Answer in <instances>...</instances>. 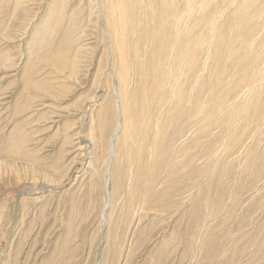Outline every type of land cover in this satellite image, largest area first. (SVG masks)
I'll return each instance as SVG.
<instances>
[{"label":"bare ground","instance_id":"bare-ground-1","mask_svg":"<svg viewBox=\"0 0 264 264\" xmlns=\"http://www.w3.org/2000/svg\"><path fill=\"white\" fill-rule=\"evenodd\" d=\"M9 1H11L12 4L14 2V4L6 7L8 4L4 5L2 4L3 0H0V35L2 38L6 39L11 38V29L14 26L19 28L24 27L25 19L23 18L22 13L25 11L24 5L27 3L25 0H8L7 2ZM59 1L60 0H58L57 5ZM96 2H98V9L96 13H99V17H103L104 19L106 24L105 36H107L106 38L108 39L107 41L110 45L109 50H106L109 51V53H107L108 57L106 56L104 58L106 59L104 67H109V71L105 73L106 77L104 80L100 77L96 80L94 79V84L96 86L101 85V90L103 93L101 95L95 94L94 96L93 92L88 91L84 98H81L82 100H80L84 104L87 102V107L89 106L88 110L90 111V116L87 117V123H83L85 126L83 128L84 135H82L85 139V143H87L85 146V157H87L84 168L81 169L80 166H77L75 169L70 170L68 168L61 170L62 166H59V164L57 165L56 162H53L51 165L54 166V169L56 167L57 168L55 170L53 169L54 173L50 175L43 172V170L38 167V162H33L28 166L26 165V172L29 174L28 176L32 178L33 182H38L40 179V181L51 184L52 186H56L57 188L63 186L66 183V180L70 181L69 184H71L73 181L79 182V180H81L83 184L82 188L87 187L85 190H82L81 187H78L75 197H72L73 195L71 196V194L68 193L72 197L69 199L71 204L68 206L78 213H83L82 216L87 214L91 215L94 211H96L100 215L102 220L101 222H103V220L107 221V247L106 249L104 248L105 250L102 258L103 264H120L119 262H121L120 260L123 254L124 244L127 241V237L132 225L135 226L138 222L142 223L143 221H146L145 225L143 223V226L141 228L139 227L140 236H143L144 234L146 235L149 232L152 233L155 230L153 227L155 220L158 219L157 221L159 224H162L167 218L171 219L172 216L170 217V215L174 214L175 212L177 214L183 212L185 213L187 208H184L185 200L183 196L190 192V197L193 196V198L191 203L192 205L190 204L191 207L189 208L190 212H188V215H190L191 219L193 220L192 224H196V231L190 238L191 246L189 244V252L193 257L194 255H199V257H201L200 254L206 252L207 254L204 255H206V257L209 256L210 258L208 262L214 264L213 260L222 256L224 251L222 247V252L218 253L221 249H218L217 246L213 245V237L216 236L217 233L215 235L213 234L214 230L211 229L212 227H210L209 223L212 221L214 223V219H217L219 216L224 218L226 217L228 222L238 219L236 211L241 201L239 198L233 197L232 199L233 194H231L230 191L234 187L241 189L239 191L245 190L248 182L244 181L242 178L247 172H252L255 174V178H259L264 174V162L262 161V159H264V149L262 152H259L257 145L248 148L245 156L242 154L244 156L242 160L238 161L234 165L229 164L226 157V162H224L223 157L219 158L217 156L219 151L216 152V149L213 150L214 145L212 147L211 144V151L200 155L199 153L196 154L194 151L193 155L191 154L190 159H187L188 161L179 162L181 159H183L180 157L187 153V151L183 147H180L181 145H179L178 149L175 148V143L182 138V134L184 132L182 122L180 121L184 117L185 113H187L185 112L186 106L188 108L191 106L192 111L195 110V115L197 118L196 123L199 127L196 129L199 132L194 135L195 138L193 139V142H196L195 144L199 143L201 147L202 145L200 143L203 141L202 138L205 136V134H207L208 129L214 125L223 127V133L221 137H223L224 143L229 144V150L227 151L229 153L232 152L233 147H235L239 142L240 134L238 129H240L242 132H246L252 125L258 126L261 123H263L262 126L264 127V107L261 102L264 90L259 89L255 92V94H252L254 96L252 97L253 99L251 101L245 102L243 100L244 103H240L239 105L238 103L240 101L236 103L237 105H234L233 103V106H231L229 109H226L227 112L223 115L222 113L225 112L223 105L224 103H217L214 95L211 96L209 102L203 101L201 94L203 95L202 90L204 91V89H202V84L198 85L199 79L201 78V75L198 74V70L200 68L199 58L204 54L206 47L212 48L211 55L213 54L214 47L212 41L215 42L216 39H219V44L223 42V37L220 36V32L223 28L224 30H228L225 23L229 19L231 20V24L229 26L232 31L236 33L235 36L237 40L235 41H241L239 43H241L240 47L242 49L236 48L239 44L236 45V49L231 47V45L227 46L229 44L225 45L224 49H218V47H216L218 50L215 51L213 55V63L216 65L215 67H219L220 65L219 62L222 60L221 54L228 53L225 55V57L229 61H234L233 63H230L233 66L235 75H244L242 80L237 81V86H247L249 88V85L251 84L257 85V83H260V81L262 82L264 78V70L259 68L261 58L258 56L259 54L256 57L253 52H255L258 46H261L258 48H264V0H98ZM91 7L92 6H90V8ZM257 9L259 11H257ZM231 10L233 12L232 14H230ZM252 10H254L255 13H251ZM59 13V11L55 10L54 14L58 15V17L53 19L54 25L49 26L48 28L44 27L39 29V26H35L37 31L32 30V32H38V35L36 37L32 35L33 37H31V43L29 44V52L30 54H33L34 52V55L35 53L38 54L36 55L35 59L31 58L27 62V66L24 71V76L26 75V77H24L22 81V87L15 94L16 109L14 114L18 117L22 112H24L25 109L30 108L31 110V108H36L33 105L37 103V98L40 97L38 93H44V95L47 94L49 97H54L52 89L56 88L58 85H61L59 82H57L58 75L64 74V80H77L82 69L83 65H80L83 63V61H81V55H79L80 52L74 53V51V54L72 53L74 47V50L76 47L81 49L80 45L76 46L78 41L77 37V39H75L73 36L75 39L73 43L72 36H66V39L63 40L59 46H54L55 43H52L54 42V37L52 36L51 39H48L44 33H46L48 30L50 31L51 29L54 31V28L60 30V22L66 21L68 24L66 27V32L75 34L76 36L78 35L76 33H81L79 32L78 27L83 26L86 20H75L77 17H74V15L64 16ZM50 15L51 14L46 15V19L48 20H46L44 23L47 24L48 21H51L49 18ZM78 15H81V13L75 12V16ZM210 24L211 27H208ZM42 25L44 26V24ZM83 28H81V31ZM64 29L65 28H63V30ZM22 31L24 30H21V32ZM235 33H233V35ZM259 35L260 38L255 39ZM209 37L210 41L208 40ZM44 39H48L46 40V42H48L42 46L41 41ZM229 40L231 41V39ZM99 43H101V40ZM34 44L38 47L40 46V50L38 52L37 47L35 48V51H33V47H35ZM230 44L232 43L230 42ZM103 47L104 45L102 48ZM102 48L100 46V51ZM105 48L106 47H104V49ZM243 48L245 51H243ZM100 51H98L99 54L102 53ZM207 51L209 52L208 49ZM5 54V52H0V62L2 63H4L3 60L6 57ZM108 59H112L110 63L108 62ZM96 60H98L96 63L100 61L99 58ZM250 60H252V64L250 65H255V69L251 71V74H243V72L246 70V67L243 65H246V63H248ZM208 67H210L209 64ZM208 67L207 69H211V67ZM100 68L102 67L99 66V69ZM93 71H95V69H93ZM103 73H101V77L104 76ZM211 76L212 79L217 78L219 85H222V77L220 78L219 73L216 72L215 75L211 74ZM230 81L231 79H229V82ZM196 85L197 87H195ZM254 87L251 86L250 88ZM243 89L244 88H242V90ZM208 90L210 92V88ZM213 94H215V92ZM216 96L221 97V95ZM84 104H82V107ZM189 113L190 111L188 114ZM219 114H222L221 118ZM187 117H189V115ZM191 117L192 116H190V118ZM205 119L208 120V123L206 122L207 124L203 121ZM186 122L188 123V121ZM238 124L240 126L239 128ZM22 128L24 127L21 126L19 130ZM16 137L18 138V135ZM254 138L255 137L253 136L252 140ZM200 140L202 141L200 142ZM212 141L214 142L215 139L211 140V142ZM67 142L68 141L64 143ZM205 142L203 143L206 145ZM211 142H209L208 139V143ZM208 143L206 145L207 147L210 145ZM219 143H221V141ZM64 145L66 146L67 144ZM199 145L197 147L200 148ZM16 146L17 145L12 144L6 148L5 154L9 156L16 154L14 151ZM209 148L206 150H210ZM64 151H58V153L55 154V160H57V162L58 160H63L65 153ZM224 151L222 152L221 150L222 153H224ZM242 155H240V157H242ZM204 157L207 158V160H205L206 158L204 159V161H207L206 163L202 164L204 162L203 161L201 162V165L198 164L199 167H196L197 169L191 168L192 166L194 167V165L196 166L197 162L202 160ZM222 161L224 163H222ZM3 165L6 167L8 164L6 165V163H3ZM8 166L14 167L13 164ZM221 166H224L225 168L223 167L224 169L222 170ZM217 168H221L220 170L224 171V173L221 172L224 174L222 175L223 177H231L233 172V180L230 178L233 183H230L228 179L226 181H220L221 179L219 180V178L217 179L215 174L216 172L218 173ZM6 169L8 168H5L4 170ZM204 177H208V180H210L211 183H202L201 180ZM78 182L77 184H79ZM188 182L190 184H188ZM216 182L218 185V193L214 200L215 202L213 200V202H211L209 199V193L211 194L212 191L210 192V189L212 190V187L213 185H216ZM249 185L251 184L249 183ZM232 186L234 187L231 189ZM32 190H36L35 186ZM56 190L54 191L56 192ZM227 190H230L229 192L231 196L227 194ZM82 193L83 196H85V201H83V196H80ZM68 194L66 195L68 196ZM188 197L185 198L186 201ZM229 200H233L231 206H228V204H230L228 203ZM78 201H83L86 203V205H84L85 207L79 204ZM22 202L26 203L25 201ZM33 202L32 204L34 205ZM49 212L51 213L52 211ZM39 217L40 216H38V218ZM45 219L46 218H44V220ZM76 222H78L77 219ZM67 224L69 225L68 228H70L71 226H74L75 223L73 220H70ZM184 227L186 226L184 225ZM70 230L72 229H69V232ZM69 232L66 237L67 239L66 245H64V250L76 247V242L74 241L76 237H74L73 234H70L71 232ZM72 233H74L73 230ZM132 233L134 234V232ZM183 234L186 233L184 232ZM184 236L182 235L180 237L183 238ZM177 238L178 236L176 235L167 236L166 233H164L161 239H155L158 241L156 243V249H159L158 255L153 253L154 264L167 263L170 255L168 247L172 243H175ZM186 242L187 239L185 243ZM181 244L182 243L177 244L176 247H179ZM220 247L221 246H219V248ZM78 250L79 249L76 250L75 254L78 253ZM127 252H129V250ZM228 255L230 256V254H227V256ZM47 257H49V255ZM183 257H185V255ZM51 258L53 259L54 257L52 256ZM193 259L196 260V257ZM70 260L71 259H69V261ZM224 261L227 263L225 258ZM229 263L231 264V262ZM51 264L60 263H56L55 258Z\"/></svg>","mask_w":264,"mask_h":264},{"label":"rangeland","instance_id":"rangeland-1","mask_svg":"<svg viewBox=\"0 0 264 264\" xmlns=\"http://www.w3.org/2000/svg\"><path fill=\"white\" fill-rule=\"evenodd\" d=\"M7 1L8 0H3V3H2L4 5L8 4L6 7L14 4V2L12 4L11 1L9 2ZM25 1L27 3H25L24 5L25 11H23L22 13L23 18L25 19L24 27L19 28V27L14 26L11 29V32H12L11 38H7V39L2 38V36L0 35V52L6 53L5 54L6 57L3 60L5 65L4 63L0 62V168H2L3 163H6V165L13 164L14 166V167H11L7 165L8 167L7 166L5 167V165H3V168L0 169V239H1L0 240V253H1L0 254V264H42V263L49 264V260L52 259L51 258L52 256L54 257L53 259L56 258V263L59 262L60 264H103L102 258L104 255V250L107 247V242H106L107 241L106 236H108V234H106L108 232V226H107L108 223H106L107 221L103 220V222H101L102 220L100 218V215L96 211H94L93 214L91 215L87 214L88 216L83 215L84 216L83 217L82 216L83 213L82 214L78 213L72 210L70 206H68L69 204H71L69 199H71L72 197H75L78 187H81L82 190L87 189V187L82 188L83 184L81 180H79V182L73 181L71 184H69L70 181L66 180V183L64 184L65 186L63 185V186H60L59 188H57L56 186H52L51 184L45 183L43 181H40V179L38 180V182L36 181L33 182L32 178L28 176L29 174L26 172L25 168L30 163L38 162L37 164L38 167H40L41 170H43V172L50 174V175L54 173L53 171L54 166L51 165V163L53 164V162H56L57 165L59 164V166H62L61 170L68 169V168L71 170V169L77 168V166H80L81 169L84 168V164L86 162V157H87V156L85 157L86 155L85 146L87 145V143H85V139L83 137L84 135L83 128L85 126V124L83 125V123H87V120H88L87 117L90 116V113H89L90 111L88 110L89 106L87 107V102L84 104L80 100L84 98L85 94L88 91L93 92L94 96L95 94L101 95L103 93V91L101 90V85L96 86L94 84V81L98 79L99 77L104 80L106 77L105 73L109 71L108 69L109 67H106V68L104 67L105 62H106V59L104 58L106 56L108 57L107 53H109V51H106V50H109V47H110L109 42L107 41L108 39L106 38L107 36H105L106 35L105 34L106 24L104 22L103 17H99L100 14L96 13L98 9V2L96 1L98 0H60L58 5H57L58 0H25ZM90 6L92 7L90 8ZM93 6H94V9L96 8L95 10L93 9ZM55 10L59 11L60 12L59 14L64 15V16L74 15V17L78 18V19L75 18V20H83V19L86 20L83 26H79L80 28L78 27L79 32L81 33H76L78 34L76 36L75 34L66 32L67 31L66 27L68 25L66 21L60 22L61 24L60 30H57L56 28H54V31L51 29L50 31L48 30L46 33H44V35L46 34L45 36H47L46 38L48 39L49 38L51 39L52 36L54 37L53 38L54 42H52L53 44L55 43L54 46H59L62 43V41L66 39V36L67 37L69 35L72 36V42L78 38L79 42L77 41L76 46L80 45L81 49H78L76 47V49L74 50L75 48L74 47L72 50V53L74 51H75L74 53L80 52L79 55H81V61H83V63L80 65V66L83 65L82 69L80 71V74L78 75L77 80H68V79L64 80V74H60V75L55 74V75H58L57 82H59V84L61 85H58L56 88L52 89L54 97H49V95L48 96L47 94L44 95V93H38L40 97L37 98V103L33 105L36 108L34 109L31 108V110L30 108L25 109L24 112H22L21 115L18 117L14 114V111L16 109L15 94L22 87V81L24 77H26V75L24 76V71L26 69L27 62L31 58L35 59L36 55L38 54V53H35L34 55V52L33 54H30L29 52V44L31 43V39H32L31 37L33 36L36 37L38 35V32H34V31L32 32V30L37 31V28H35V26L36 27L39 26L38 27L39 29V28H44V27L48 28L49 26L54 25L53 19L55 17H58V15L54 14ZM257 11L259 10L257 9ZM75 12L81 13V15L75 16ZM232 13L233 12L231 10L230 14ZM251 13H255L254 10H252ZM48 14H51L49 17L51 21H48V23L46 24L44 22L48 20L46 19V15ZM230 18H231V15H230ZM42 24H44V26ZM225 24L228 30H224L223 28L222 31L220 32V36L223 37V42L219 44L218 43L219 39H216L215 42L212 41V44L214 47L212 55H211L212 48L206 47L205 52L203 54L205 56L202 55L203 58L202 56H200L199 58L200 68L198 70V74L201 75L198 85L202 84V87H203L202 89H204V91L202 90V93L204 96L201 94L202 100L209 102L211 99V96L214 95V98L217 101V103H224L223 105H224L225 112L222 113L223 115L227 112L226 109H229L231 106H233V103L235 105L236 103L240 101L238 103L239 105L240 103L241 104L244 103V101L245 102L251 101L253 99L252 97L254 96L252 94H255V92L258 91L259 89L264 90V78L262 82L260 81V83H257V85L256 84L249 85V88L247 86H243V87L237 86L236 84L237 81L242 80V77L244 75H235L233 66L231 64L234 61L233 60L229 61L225 57V55L228 53L221 54L222 60H220L219 62L220 65L219 67H215L216 65L213 63V55L215 51H217L220 48L224 49V46L227 44H229L227 46L231 45V47H233L234 49L236 48L242 49L240 47L241 43H239L241 41H238V42L235 41L237 40L235 36L236 33L233 32L229 26L231 24V20L229 19ZM208 27H211V24ZM63 28H65L66 30L65 29L63 30ZM81 28H83L82 31H81ZM21 30H24V31L21 32ZM233 33L235 34L233 35ZM73 36L75 39L73 38ZM259 38H260V35L257 36L255 39H259ZM48 39H44L43 41H41V45L44 46V44L48 42V41L46 42V40ZM229 39H231V41ZM100 40H101V43H99ZM208 40L210 41V37L208 38ZM230 42L232 44H230ZM107 44H108V47H107ZM98 45H100L101 48L104 45V47L106 48L104 49L103 47L100 51V46ZM236 45H238V47H236ZM36 47H37V52H38L40 50L39 48L40 46L38 47L37 45L33 47V51H35ZM216 47H218V49ZM258 47H261V46H258ZM258 47L255 50V52H253V54L256 57L259 54L258 56L261 58V62L259 63V68L261 70H264V65H263L264 64V56H263L264 48H258ZM207 49L209 50V52L207 51ZM98 51L102 53L99 54ZM243 51H245L244 48H243ZM96 55H97V58H96ZM98 58L100 59V61L96 63L98 61L96 59ZM111 60L112 59H108V62L110 63ZM251 61L252 60L246 63V65L245 64L243 65L244 67H246L245 68L246 70L243 72V74L245 73L251 74L252 73L251 71L255 69V65H250L252 64ZM102 63H103V66H102ZM203 63L206 66H204ZM225 63H227L228 65L230 64L231 65L228 66ZM208 64L211 67V69H207ZM99 66L102 67L100 68L101 70L99 69ZM93 69H95V71H93ZM97 70L99 71V73ZM216 72L219 73L220 78L222 77L221 78L222 85H219L217 78L212 79L211 74L215 75ZM101 73H103L104 75V76L102 75L103 77H101ZM206 76L209 78H207ZM89 79L93 81H90ZM229 79H231L230 81L231 84L229 82ZM209 83H210V87H209ZM260 84L263 86H261ZM226 85H227V88H226ZM254 85L255 87L257 86L256 87L257 90L255 89ZM251 86L254 88H250ZM195 87H197V85ZM208 87L210 88V92L208 90L209 89ZM242 88L244 89L242 90ZM240 90H241V94H240ZM214 92L215 94H213ZM206 94H207L208 100L206 98ZM216 95L218 96L221 95V97H217ZM233 97H235L236 99ZM261 99H262L261 102L264 107V103H263L264 93L262 94ZM81 103L84 104L83 105V107L85 106L84 108L82 107ZM227 105H230V106H227ZM190 107L191 106H189L188 108L186 106L185 112L187 113H185L184 117L180 121L182 122L183 129H184L182 138L179 139V141L175 143L176 144L175 148L178 149L179 145H181L180 147H183L187 151V153H185L183 156L180 157L183 159H181L180 161L178 160L179 162L188 161L187 159L188 158L190 159L191 154L193 155L194 151L196 154L199 153V155L211 151L212 149L210 147L211 144H212V147L214 145L213 150L216 149V152L219 151L217 153V156L219 158L223 157L224 162H226V159H227L228 160L227 162L229 164H234V165L238 161L242 160L248 148L257 145V147L259 148V152H262V150L264 149V139H263L264 138V131H263L264 127L262 126L263 123L259 124L258 125L259 127L257 125H252L246 132H242L240 129H238V132L240 134L239 142L236 144L235 147H233L232 152L230 153L227 152L229 150V147H228L229 144L224 143L223 137H221L223 133V129H222L223 127L217 126V125L211 126L208 129L207 134H205L204 136L205 139L203 137L202 138L203 141L200 140V142L202 141L200 143L202 147L199 145V143L197 144L200 146V148L197 147L198 145L195 144L196 142H193V139L195 138L194 135H196L199 132L196 129L198 127V124L196 123L197 118L195 115L196 114L195 110L192 111L191 110L192 107L191 108ZM189 111L190 113L188 114ZM187 114L189 115V117H187L188 116ZM222 114H219L220 118L222 117ZM190 116L192 117L190 118ZM186 121H188V123ZM203 121L204 123L206 122L208 123V120L206 119ZM188 124L191 125L192 127L189 126ZM203 124H202V127H203ZM21 126L24 128L19 130ZM239 127L240 126L238 124V128ZM17 135H18V138L16 137ZM253 136L255 138L252 140ZM189 137L192 139H190ZM208 139H209V142H211V140L213 139H215L216 142L212 141L211 143H208ZM65 140L68 141L69 143L68 142L64 143L66 142ZM220 141L221 143H219ZM203 142H205L206 145L207 143L210 145H208L207 147ZM12 144L17 145L16 148H14L15 149L14 151L16 152V154H14L13 156L6 155L5 154L6 148L11 146ZM64 144H67V145L65 146ZM260 145H263V146H260ZM208 148L210 150L207 151L206 149ZM79 149L82 151H80ZM221 150L222 152L225 150L224 153H222ZM58 151L65 152L63 160H58L59 163L57 162V160H55V154H57ZM234 155H237L238 157ZM240 155H242V157H240ZM205 158L206 157H204L202 160H199L197 162V165L196 166L194 165V167L192 166L191 168L197 169L199 167L198 164L201 165V162H203ZM205 160H207V158ZM40 161H43V162H40ZM262 161L264 162V159H262ZM206 162L207 161H204L202 164ZM224 162L222 161V163ZM221 167H222V170L225 168L224 166H221ZM5 168H8V169L4 170ZM220 169L221 168L219 169L217 168L218 173L220 171L219 174L217 172L215 173L217 176V179L218 178L219 180L221 179L220 181H223V180L226 181L228 179L230 183H233L232 180L234 177L232 176L234 173L232 172V176L230 175L231 177L229 176L228 178L226 176L223 177L222 175H224L223 174L224 171H221ZM255 176L256 175L253 174L252 172H247L245 176L242 178L244 181L248 182L245 190L239 191L241 189H239L238 187H234V186L231 187V189L234 187L231 191L227 190L228 195L230 196L231 194L234 195V196L232 195V199L233 197L239 198L241 201L236 211L237 212L236 214L238 216V219H237L238 221L235 220V221L228 222L226 220L227 219L226 217L224 218V217L219 216L220 218L218 217L217 219H214L215 224L213 223V221L209 223L210 227H212L211 229L214 230L213 234L215 235L217 233L216 236L213 235L214 236L213 245L217 246L218 249H221L218 253L222 252V247L224 251L222 256H220L218 259L213 260L214 264H230L229 262H231V264H264V174L261 175L259 178H255ZM208 179H209L208 177H204L202 178L201 182L202 183L205 182L204 184H210L211 182ZM77 182L79 184H77ZM249 183L251 185H249ZM188 184L190 183L188 182ZM34 186L36 190H32L34 189ZM217 187L218 185L216 182V185H213L212 190L210 189V192L212 191L211 194L209 193V199L211 202H213L216 198V195L218 193ZM237 188L239 192L237 191ZM54 190H56V192ZM229 191L231 192V194ZM68 193H70L71 196L72 195L73 196L71 197ZM188 193L185 196H183L185 200L184 201L185 206L187 205L186 207L184 206V208H187L185 213L183 212V213L177 214L175 212L174 214L170 215V217L172 216L171 219L167 218L162 224H159V222L157 221L158 219L155 220L154 226H153L155 230L152 233L149 232L146 235L144 234L143 236H140V228L143 226V223L145 225L146 221H143L142 223L138 222L136 223L135 226L134 225L131 226L132 227L130 228L131 234L129 232L127 241L124 244L123 254L120 260L122 263L119 262L120 264H154L153 263V253L158 255V249H159V248L156 249V245H157L156 243L158 242L157 240L161 239L164 233H166L167 236L168 235L178 236L175 243H172L168 247L170 255H169V259L166 264H210L211 263V262H208L210 260L209 256L206 257V255H204V254H207L206 252L205 253L203 252L202 254H200L201 257H199V255L197 256L194 255V257H196V260L193 259L194 257L189 252L190 251V249L188 248L189 244L191 246L190 238L193 236L194 232L196 231L195 230L196 224L195 223L192 224L193 220L191 219V216L188 215L189 214L188 212H190L189 208L192 205L191 203H192V198H193V196L190 197V192ZM66 194H68V196ZM188 195L190 198L188 197ZM80 196H83V193L80 194ZM39 197L40 199L41 198L42 199L40 200ZM84 197L85 196H83V201H85ZM186 197L189 198V199L187 198V201L185 199ZM22 201H25L26 203ZM83 201H78V203L81 204L83 207H85L84 205H86V203H84ZM232 201L229 200L228 203L230 204H228V206L232 205L233 203ZM32 202L34 203V205L32 204ZM44 206H47V207H44ZM49 211H52V212L50 213ZM38 216L40 217L38 218ZM43 217L46 219L44 220ZM76 219L78 222H76ZM70 220H73L75 224L74 226H71L70 228H68L69 225L67 223ZM176 222L181 225L177 224ZM183 224L186 227H184ZM72 227H75V228H72ZM69 229H72L74 233H72V230H70L71 232L70 233ZM167 231H169L170 234ZM183 231L186 234H183L184 233ZM68 232L70 234H73L74 237H76L74 240L76 242L75 243L76 247H72L71 249L64 250L65 249L64 245H66V239H67L66 237L68 235ZM99 232H100V235H99ZM132 232H134V234ZM182 235L186 236V237L185 236L183 237L185 239L180 237ZM186 239H187V242L185 243ZM92 242L93 243L95 242V243L93 244ZM180 243H182L180 245L181 247L180 246L176 247L177 244H180ZM219 246L221 247L219 248ZM77 249H79L78 253L75 254ZM128 250L129 252H127ZM224 254L226 256L227 254H230V256L228 255L226 257ZM48 255L49 257H47ZM124 255H125V258H124ZM184 255L185 257H183ZM224 258L227 260V263H225ZM53 259L50 260V264L52 263ZM69 259L71 260L69 261Z\"/></svg>","mask_w":264,"mask_h":264}]
</instances>
